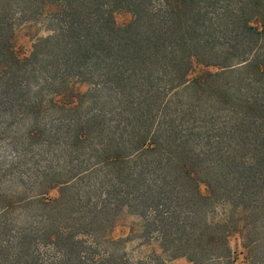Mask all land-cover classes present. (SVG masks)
<instances>
[{
	"label": "trees",
	"instance_id": "1",
	"mask_svg": "<svg viewBox=\"0 0 264 264\" xmlns=\"http://www.w3.org/2000/svg\"><path fill=\"white\" fill-rule=\"evenodd\" d=\"M0 115L25 138L97 139L79 176L107 187L28 197L65 216L0 264H43L39 240L54 264H264V0H0ZM127 210L159 247L133 262L100 233Z\"/></svg>",
	"mask_w": 264,
	"mask_h": 264
},
{
	"label": "rangeland",
	"instance_id": "2",
	"mask_svg": "<svg viewBox=\"0 0 264 264\" xmlns=\"http://www.w3.org/2000/svg\"><path fill=\"white\" fill-rule=\"evenodd\" d=\"M124 18L121 16V19ZM46 27V24H45ZM43 30V29H42ZM21 40L26 41L23 32ZM27 45V44H26ZM104 100L93 105L86 106V112L102 108L106 103V92L98 93ZM174 103V102H173ZM186 106V99L183 100ZM111 109L107 107L105 109ZM84 110V109H83ZM8 114V113H7ZM196 117L198 114L195 115ZM61 117L56 112L49 113L45 121H50ZM115 118V116H114ZM111 119V117H107ZM22 123V122H21ZM8 124V117L0 115V258L8 257V240L12 239L19 232L27 233L41 230L44 222L51 221L62 223L63 215L53 213L50 205L43 202L34 203L25 200L32 195H37L56 183L78 177L93 163L97 161L96 153L93 152V145L98 144L97 139H90L80 143H74L72 134L67 140L61 137L49 136L47 134L36 133L33 137H22L16 132L4 131L2 129ZM30 121H25L18 126L19 132L27 130ZM103 167V166H102ZM102 170L93 171L89 175L79 176L77 180L67 189L65 199L78 191H88L92 201L97 200L100 191H106ZM58 191L54 190L47 194V198H55ZM62 194V193H61ZM58 197V196H57ZM64 199V197H63ZM9 201L15 202L8 211ZM25 201V202H24ZM4 208L3 210H1ZM7 208V210H5ZM130 210L123 211L114 220L110 221L104 229L100 228L101 235L111 228L109 237L122 240L117 245V254L126 255L130 261L140 260L154 251L158 250L155 238L147 242L142 234V220L136 214H131ZM221 209L217 207L209 216H216ZM214 212V213H213ZM66 226V225H63ZM155 237V235L153 236ZM231 238V248L236 247L237 240ZM84 242L91 241L90 238H83ZM38 254L43 264H54L58 254L55 250H50L39 240ZM239 244V243H238ZM1 248L5 250L2 251ZM8 259V258H7ZM8 264V262H7ZM167 264H192L186 258L169 260Z\"/></svg>",
	"mask_w": 264,
	"mask_h": 264
}]
</instances>
